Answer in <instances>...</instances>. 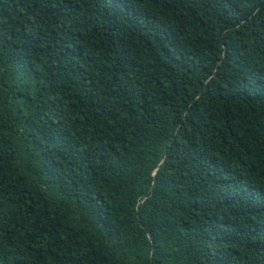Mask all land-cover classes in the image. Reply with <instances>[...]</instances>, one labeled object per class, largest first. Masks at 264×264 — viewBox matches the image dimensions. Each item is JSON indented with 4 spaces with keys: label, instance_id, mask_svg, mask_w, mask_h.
I'll list each match as a JSON object with an SVG mask.
<instances>
[{
    "label": "trees",
    "instance_id": "trees-1",
    "mask_svg": "<svg viewBox=\"0 0 264 264\" xmlns=\"http://www.w3.org/2000/svg\"><path fill=\"white\" fill-rule=\"evenodd\" d=\"M0 264H264V0H0Z\"/></svg>",
    "mask_w": 264,
    "mask_h": 264
}]
</instances>
